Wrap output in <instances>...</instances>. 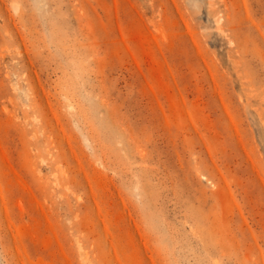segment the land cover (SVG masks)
<instances>
[{
    "label": "rangeland",
    "instance_id": "rangeland-1",
    "mask_svg": "<svg viewBox=\"0 0 264 264\" xmlns=\"http://www.w3.org/2000/svg\"><path fill=\"white\" fill-rule=\"evenodd\" d=\"M0 264H264V0H0Z\"/></svg>",
    "mask_w": 264,
    "mask_h": 264
}]
</instances>
